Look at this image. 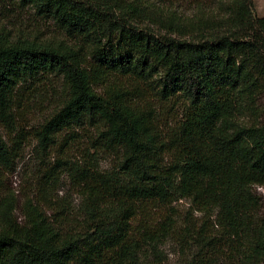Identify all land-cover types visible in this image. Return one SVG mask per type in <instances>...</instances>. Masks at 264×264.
Masks as SVG:
<instances>
[{
    "label": "trees",
    "instance_id": "trees-1",
    "mask_svg": "<svg viewBox=\"0 0 264 264\" xmlns=\"http://www.w3.org/2000/svg\"><path fill=\"white\" fill-rule=\"evenodd\" d=\"M16 1L71 44L12 43L0 31V122L13 128L23 83L55 73L65 96L39 145L87 125L96 154L118 162L101 171L90 155L71 168L75 215L43 194L26 199L18 218L3 188L16 142L0 136V264H160L167 242L186 264H264L255 191L264 188V18L253 0L190 15L153 0L0 3ZM172 101L180 117L162 128L157 108Z\"/></svg>",
    "mask_w": 264,
    "mask_h": 264
},
{
    "label": "rangeland",
    "instance_id": "rangeland-1",
    "mask_svg": "<svg viewBox=\"0 0 264 264\" xmlns=\"http://www.w3.org/2000/svg\"><path fill=\"white\" fill-rule=\"evenodd\" d=\"M153 1L162 8L176 9L177 13L190 15L198 9L210 12L225 0ZM253 3L254 14L264 18V0H253ZM0 31L12 43L23 40L37 44H71V40L50 19L35 14L29 7H22L17 1L0 3ZM18 95L21 97V110L14 115L13 128H7L0 122V136L9 147H13V142H16L14 148L17 150L13 170L3 180L4 192L15 198V214L18 218L26 199L39 200L43 194L55 206L60 205L75 215L81 205V197L77 194L75 182L70 178L71 168L86 167L89 156L93 155L101 171L110 170L116 166L118 154L111 151L96 154L93 142L97 135L87 125L63 129L46 146L39 145L37 134L41 126L56 111L65 96L62 79L57 74L40 72L20 86ZM180 106V101L159 105L157 109L162 128L172 125L180 117ZM51 174H54L53 177H48ZM255 191L262 199L264 212V188H255ZM178 203L179 211L189 207L185 201ZM160 253V264H186V255L181 254L170 242L160 247ZM149 264H155L152 258Z\"/></svg>",
    "mask_w": 264,
    "mask_h": 264
}]
</instances>
